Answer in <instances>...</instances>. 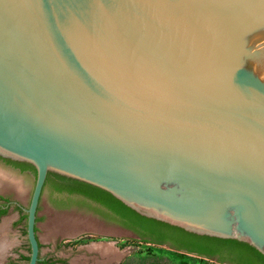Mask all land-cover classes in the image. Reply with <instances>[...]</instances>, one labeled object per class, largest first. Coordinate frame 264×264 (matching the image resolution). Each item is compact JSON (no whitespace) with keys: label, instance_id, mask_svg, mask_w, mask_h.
<instances>
[{"label":"water","instance_id":"95a60500","mask_svg":"<svg viewBox=\"0 0 264 264\" xmlns=\"http://www.w3.org/2000/svg\"><path fill=\"white\" fill-rule=\"evenodd\" d=\"M0 158L264 257V0H0Z\"/></svg>","mask_w":264,"mask_h":264},{"label":"rangeland","instance_id":"374dc122","mask_svg":"<svg viewBox=\"0 0 264 264\" xmlns=\"http://www.w3.org/2000/svg\"><path fill=\"white\" fill-rule=\"evenodd\" d=\"M34 178V170L0 160V204L2 199L9 201L7 213L0 218V241L7 239L9 243L6 260L0 264L28 262L20 259V255L27 259L29 255L23 209L28 207ZM53 180L50 178L43 190L37 213L36 236L41 257L62 260L65 264H95L102 259L106 264H220L215 259L184 254L167 245L140 241L119 230L123 228L120 224L101 215L86 201L62 205L51 188ZM97 246L106 247L110 254L102 256L94 249Z\"/></svg>","mask_w":264,"mask_h":264},{"label":"trees","instance_id":"16d2710c","mask_svg":"<svg viewBox=\"0 0 264 264\" xmlns=\"http://www.w3.org/2000/svg\"><path fill=\"white\" fill-rule=\"evenodd\" d=\"M6 161L22 169L34 170L23 163ZM50 178L55 179L50 184L55 192L75 193L96 203L100 207L98 209L100 214L131 230L140 241L168 245L178 252L204 259L213 260L216 257V261L220 264H264V257L244 243L188 233L180 228L141 216L97 188L54 174H48L45 184ZM7 210L8 208L0 205V218L7 213Z\"/></svg>","mask_w":264,"mask_h":264},{"label":"flooded vegetation","instance_id":"af4514ba","mask_svg":"<svg viewBox=\"0 0 264 264\" xmlns=\"http://www.w3.org/2000/svg\"><path fill=\"white\" fill-rule=\"evenodd\" d=\"M0 160L1 161H3V162H7L6 160H4V159H1L0 158ZM30 170H31V168H30ZM47 185L45 184L44 185V189H45V187H46ZM43 189V190H44ZM43 193V192H42ZM56 195H57V197H58V201L60 202V203H62V205H68V203H70V202H77V201H86L89 205H91V206H94V207H96L97 208V211H98V209L100 208L99 207V205H97L96 203H94V202H92V201H90L89 199H87V198H84L83 196H81V195H78V194H75V193H72V194H70V193H68L67 191H63V192H59V193H56ZM41 199V198H40ZM2 202H3V204H0L3 208L4 207H6V208H8V203H9V201H4L3 199H2ZM100 213V212H99ZM102 215V214H101ZM129 231H131V230H129ZM132 232V231H131ZM133 233V232H132ZM90 235L92 234V233H89ZM135 236H137L135 233H133ZM138 237V236H137ZM139 238V237H138ZM215 260L217 259L216 257L214 258ZM50 263L51 264H65L62 260H55V259H52V260H50Z\"/></svg>","mask_w":264,"mask_h":264},{"label":"bare ground","instance_id":"6f19581e","mask_svg":"<svg viewBox=\"0 0 264 264\" xmlns=\"http://www.w3.org/2000/svg\"><path fill=\"white\" fill-rule=\"evenodd\" d=\"M68 233H69V232H68ZM73 234H75V232H74ZM1 235H2V233H1ZM70 235H71V234H70ZM2 237H3V236H2ZM0 238H1V236H0ZM3 241H4V240H3ZM3 241H0V242L2 243ZM6 241H7V239H6ZM6 241H4V243H2V244L0 245V251H1L4 247L8 246V244H7ZM94 249H96V250L98 251V253L100 252V253L102 254V256H104V254H105V255L110 254L109 249H107L106 247H103V246H97V247L94 248ZM97 251H96V252H97ZM99 255H100V254H99ZM102 258H103V257H102ZM95 264H106V263H105V261L100 260V261L96 262Z\"/></svg>","mask_w":264,"mask_h":264},{"label":"crops","instance_id":"0c3cea01","mask_svg":"<svg viewBox=\"0 0 264 264\" xmlns=\"http://www.w3.org/2000/svg\"><path fill=\"white\" fill-rule=\"evenodd\" d=\"M37 213H38V210H37ZM36 223H37V216H36ZM36 230H37V225H35V234H36ZM36 238H37V236H36ZM37 240H38V238H37ZM38 243H39V240H38ZM9 244V243H8ZM9 246V245H8ZM7 247V246H6ZM39 247H40V244H39ZM8 248V247H7ZM7 248H6V250H7ZM5 250V251H6ZM6 256H7V251L5 252V256H4V258H3V260L2 261H4V260H6L5 258H6ZM39 258H40V261L37 263V264H51L50 263V260L47 258V257H41L40 256V250H39ZM20 259H22V260H28L27 258H25L24 257V255H20ZM103 261H104V259H102ZM1 261V262H2Z\"/></svg>","mask_w":264,"mask_h":264}]
</instances>
